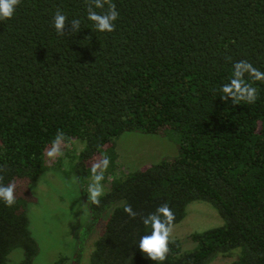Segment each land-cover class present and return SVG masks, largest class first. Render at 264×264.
<instances>
[{"label":"trees","instance_id":"1","mask_svg":"<svg viewBox=\"0 0 264 264\" xmlns=\"http://www.w3.org/2000/svg\"><path fill=\"white\" fill-rule=\"evenodd\" d=\"M113 2L120 15L110 33L93 30L85 0H22L13 18L0 21V175L16 186L14 206L0 200V264H10L17 248L18 264H34L31 185L63 164L47 155L57 130L61 145L83 142L67 171L81 182L109 160L102 181L109 187L99 206L88 202L77 264L104 219L89 264H159L139 249L151 231L140 217L167 203L176 224L194 201L217 207L225 224L194 233L192 249L174 238L162 264L219 256L264 264V82L249 79L254 104L220 98L237 61L264 72V0ZM57 9L79 19L81 30L58 35ZM127 131L168 137L179 153L120 173L117 146ZM129 204L135 219L124 211Z\"/></svg>","mask_w":264,"mask_h":264},{"label":"rangeland","instance_id":"2","mask_svg":"<svg viewBox=\"0 0 264 264\" xmlns=\"http://www.w3.org/2000/svg\"><path fill=\"white\" fill-rule=\"evenodd\" d=\"M82 147V141L61 145V154L50 157V162L61 159V168L44 172L31 185L34 200L28 205L30 229L39 246L34 264H54L61 257H67L66 264H77L74 257L80 243V231L90 217L86 196L92 178L83 183L67 171L71 166L70 158ZM117 151L120 173L141 169L179 153L176 143L170 138L136 131H127L121 135ZM101 183L106 191L109 184ZM105 220L88 236L82 264H89L90 253L94 242L104 230ZM223 224L225 219L217 207L207 201H194L188 205L186 216L174 224L173 237L182 242L184 250L192 249L196 246L192 239L194 233ZM22 258L23 250L17 248L9 256L10 264H18ZM235 258L219 256L210 264H233Z\"/></svg>","mask_w":264,"mask_h":264},{"label":"clouds","instance_id":"3","mask_svg":"<svg viewBox=\"0 0 264 264\" xmlns=\"http://www.w3.org/2000/svg\"><path fill=\"white\" fill-rule=\"evenodd\" d=\"M22 0H0V21H6L13 18L17 7ZM87 9V18L93 23V30L99 32L115 31V21L119 18V12L113 0H85ZM100 9L101 11H96ZM53 27L58 35L76 34L81 30V21L79 19L68 20L67 16L57 9L53 17ZM231 60V57L227 58ZM252 81L264 82V72L254 67L249 61H237L233 65V71L228 83L221 86V99L225 102L231 100L233 104L244 102L254 104L258 99L257 88L249 83ZM65 134L61 130H57L55 140L47 155L56 157L61 154L60 145L64 140ZM109 166V160L105 158L101 163L94 164L91 168L92 182L89 184L88 202L99 206L101 197L104 195L102 181L104 179V171ZM3 169H0L2 172ZM4 177L0 175V200L8 207L16 204L15 184H4ZM124 211L135 219L139 214L134 211L132 206L125 205ZM141 221L146 228H150L149 234L140 237L139 249L147 258L162 264L168 257L170 252V244L174 243L173 230L175 214L167 203L157 207L155 212L147 216H141Z\"/></svg>","mask_w":264,"mask_h":264}]
</instances>
